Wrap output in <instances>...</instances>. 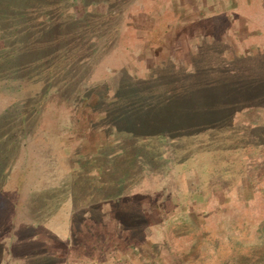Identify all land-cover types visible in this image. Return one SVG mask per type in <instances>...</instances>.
Masks as SVG:
<instances>
[{"label": "rangeland", "instance_id": "rangeland-1", "mask_svg": "<svg viewBox=\"0 0 264 264\" xmlns=\"http://www.w3.org/2000/svg\"><path fill=\"white\" fill-rule=\"evenodd\" d=\"M262 260L264 0H0V264Z\"/></svg>", "mask_w": 264, "mask_h": 264}, {"label": "trees", "instance_id": "trees-1", "mask_svg": "<svg viewBox=\"0 0 264 264\" xmlns=\"http://www.w3.org/2000/svg\"><path fill=\"white\" fill-rule=\"evenodd\" d=\"M240 261L242 262V259H240L239 262H240ZM260 263H263V264H264V261L262 260V261H260Z\"/></svg>", "mask_w": 264, "mask_h": 264}]
</instances>
